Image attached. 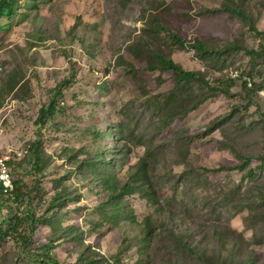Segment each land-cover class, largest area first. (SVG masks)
Here are the masks:
<instances>
[{
	"label": "rangeland",
	"instance_id": "rangeland-1",
	"mask_svg": "<svg viewBox=\"0 0 264 264\" xmlns=\"http://www.w3.org/2000/svg\"><path fill=\"white\" fill-rule=\"evenodd\" d=\"M10 1L0 264H264V0Z\"/></svg>",
	"mask_w": 264,
	"mask_h": 264
},
{
	"label": "trees",
	"instance_id": "trees-1",
	"mask_svg": "<svg viewBox=\"0 0 264 264\" xmlns=\"http://www.w3.org/2000/svg\"><path fill=\"white\" fill-rule=\"evenodd\" d=\"M11 1L10 0H0V18H4L3 15H1V11L2 9H11ZM227 14H229V12H226ZM234 16L240 17V18H244V19H249V17L247 16V14L241 12V11H235L233 12ZM174 37V41L177 42L178 44L182 45V46H190V48L197 50L201 53H207L209 52V50L207 49L208 44L204 41L201 40H197L194 44H192L191 42L183 39L181 36L178 35H173ZM236 46L231 45L229 48H234ZM237 49H243L245 50V48H237ZM213 53V51H211ZM161 63H162V67L161 70L163 71H173L175 74L178 75V77H180L182 80H187V81H199V82H203V78L193 72H186L184 71L182 68H180L179 66L175 65L171 60H167L162 58L161 59ZM247 164V163H246ZM246 164H244V166H246ZM14 183V180H13ZM16 183H14V187H15ZM1 191L3 192L4 195H12V194H8L5 193L3 188L0 187ZM124 190H127L128 192H131V188L129 187H125ZM190 252V251H188ZM192 254H194L193 252H190ZM197 257V259L199 258V260L201 261L202 264H215L214 260L212 258H210L208 255L203 254V255H197L195 254ZM47 261H44V263H52L54 264V261L50 258L46 259ZM86 263L87 261L85 259H80L79 263ZM242 264H253V261L251 259H249L247 262H243Z\"/></svg>",
	"mask_w": 264,
	"mask_h": 264
},
{
	"label": "built area",
	"instance_id": "built-area-1",
	"mask_svg": "<svg viewBox=\"0 0 264 264\" xmlns=\"http://www.w3.org/2000/svg\"><path fill=\"white\" fill-rule=\"evenodd\" d=\"M234 77L238 78L239 74L235 73ZM250 86L252 87L253 85L251 84ZM10 161L11 157L9 155H0V187L8 194H12L15 189Z\"/></svg>",
	"mask_w": 264,
	"mask_h": 264
}]
</instances>
